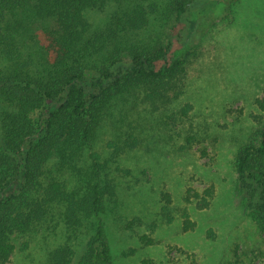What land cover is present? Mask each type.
Listing matches in <instances>:
<instances>
[{"label":"trees","instance_id":"obj_1","mask_svg":"<svg viewBox=\"0 0 264 264\" xmlns=\"http://www.w3.org/2000/svg\"><path fill=\"white\" fill-rule=\"evenodd\" d=\"M109 1L0 0V264L15 249L14 234L60 224L69 239L94 230L76 264H116L102 216L118 203L110 173L138 140L130 133L123 144L110 141L111 153L101 160L91 151L98 129L140 88L148 86L149 97L173 88L197 45L201 22L217 5L226 11L228 0H170L163 16L173 18L171 30L152 44L130 43L129 35L160 12L159 1L114 0L110 22L86 39L84 10ZM257 102L264 111V97ZM50 162L69 171L74 184L51 176ZM234 168L236 189L264 229V119L258 136L239 149ZM11 186L16 191L5 195ZM162 209L168 221L175 218L171 207ZM179 211L184 227L192 228L187 208ZM73 253L65 242L49 251L44 264H68Z\"/></svg>","mask_w":264,"mask_h":264},{"label":"rangeland","instance_id":"obj_2","mask_svg":"<svg viewBox=\"0 0 264 264\" xmlns=\"http://www.w3.org/2000/svg\"><path fill=\"white\" fill-rule=\"evenodd\" d=\"M158 1L160 12L129 35L130 43H156L171 30L173 18L163 16L170 0ZM117 6L110 0L84 10L86 39L106 27ZM225 9L217 5L212 19L201 22L197 45L173 88L160 87L162 94L153 97L148 86L140 88L98 129L91 151L101 160L111 153L110 141L123 144L130 133L138 140L110 173L118 203L102 216L116 264H264V229L236 189L234 168L239 149L258 136L264 119L257 102L264 97V0H228ZM85 156L88 161L90 152ZM56 166L50 162L47 172L74 184L69 171ZM164 205L171 207L172 221L163 215ZM181 208L192 228L184 227ZM93 232L69 239L60 224L14 234L7 264H44L49 251L65 242L74 252L68 264H76Z\"/></svg>","mask_w":264,"mask_h":264}]
</instances>
